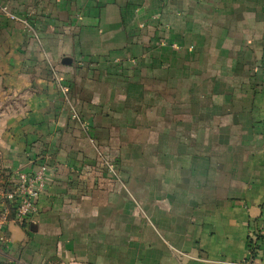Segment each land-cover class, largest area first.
Here are the masks:
<instances>
[{"label": "crops", "instance_id": "obj_1", "mask_svg": "<svg viewBox=\"0 0 264 264\" xmlns=\"http://www.w3.org/2000/svg\"><path fill=\"white\" fill-rule=\"evenodd\" d=\"M2 5L0 264H264V0Z\"/></svg>", "mask_w": 264, "mask_h": 264}, {"label": "built area", "instance_id": "obj_2", "mask_svg": "<svg viewBox=\"0 0 264 264\" xmlns=\"http://www.w3.org/2000/svg\"><path fill=\"white\" fill-rule=\"evenodd\" d=\"M0 10L12 19L22 20L18 15L12 13L8 6H0ZM264 82V76H263ZM64 94H68V88L61 86ZM73 117L80 118L79 113L73 109ZM110 171L116 174L115 168L109 164ZM47 163L42 162L31 171L19 170L14 174L13 180L5 183L0 180V204L2 206L0 217V233H3L10 216L15 221L27 225L30 220L39 213L38 200L48 186ZM5 240V236L2 237Z\"/></svg>", "mask_w": 264, "mask_h": 264}]
</instances>
